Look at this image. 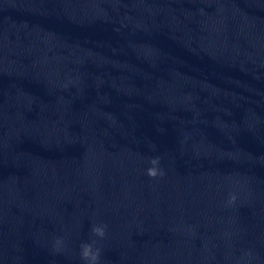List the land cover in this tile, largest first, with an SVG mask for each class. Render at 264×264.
I'll use <instances>...</instances> for the list:
<instances>
[{"label": "water", "instance_id": "1", "mask_svg": "<svg viewBox=\"0 0 264 264\" xmlns=\"http://www.w3.org/2000/svg\"><path fill=\"white\" fill-rule=\"evenodd\" d=\"M187 264H264V242L221 252Z\"/></svg>", "mask_w": 264, "mask_h": 264}, {"label": "clouds", "instance_id": "2", "mask_svg": "<svg viewBox=\"0 0 264 264\" xmlns=\"http://www.w3.org/2000/svg\"><path fill=\"white\" fill-rule=\"evenodd\" d=\"M150 163L153 165V167L148 168L147 175L149 177L155 178L158 175H162L163 173L158 170L156 167L159 164V158H153ZM236 199L235 196L231 197V200L234 201ZM93 233L98 237H104L105 235V226H96L92 229ZM60 241H57V244H59ZM81 257L82 259L88 261V264H97L99 258H100V251L97 249L96 251H93L92 244H82L81 245Z\"/></svg>", "mask_w": 264, "mask_h": 264}]
</instances>
